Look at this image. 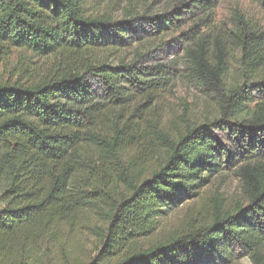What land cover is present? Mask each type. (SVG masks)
<instances>
[{
    "label": "trees",
    "instance_id": "16d2710c",
    "mask_svg": "<svg viewBox=\"0 0 264 264\" xmlns=\"http://www.w3.org/2000/svg\"><path fill=\"white\" fill-rule=\"evenodd\" d=\"M128 1L0 0V45L43 61L34 80L0 84V264H37L40 246L93 218L102 229L89 264H264V22L235 11L229 29L217 27L216 0L114 17ZM250 1L264 19V0ZM171 26L184 29L187 73L213 95L216 116L174 134L144 178L113 174L115 162L150 146L129 118L143 120L142 108L149 116L171 79L165 66L110 64L117 53H107H129L137 33L157 39ZM230 44L235 70L222 57ZM131 106L133 115L121 114ZM227 175L239 185L233 207L207 193ZM115 184L124 193L112 205ZM189 202L198 204L175 228L162 227Z\"/></svg>",
    "mask_w": 264,
    "mask_h": 264
},
{
    "label": "rangeland",
    "instance_id": "374dc122",
    "mask_svg": "<svg viewBox=\"0 0 264 264\" xmlns=\"http://www.w3.org/2000/svg\"><path fill=\"white\" fill-rule=\"evenodd\" d=\"M169 1L129 0L122 3V7L113 14L114 17L123 20L125 17H123V13H129L131 8V16L151 17L155 14H161ZM235 11L257 24H263L264 22L258 6L250 0H216L213 9L214 25L229 29L232 14ZM141 25L144 30H148L146 24L141 23ZM169 30L164 31L165 35L157 39H153L152 36L147 37L144 33L141 35L137 33L139 36L134 38L129 53H107V55L117 53L108 57L110 64H117L121 60L127 64L132 63L131 60H134L137 68L165 66L170 69L169 76L171 79L167 87L162 90L158 102L153 103L151 109L154 111L149 116H146L147 114L143 112L144 109L142 108L141 111L145 116L143 120H136L134 116L129 118L131 127L137 126L138 133H145L147 144H150V146L144 153L142 152L143 154H135L115 162L112 170L113 174L116 172L114 169H117L122 177L135 175L144 178L160 164L164 147L167 142L174 141V134L183 132L187 127L193 125L205 124L216 116L213 95L189 78L187 73L184 62V52L187 44L183 38L178 39V35L184 29L179 30L171 26ZM142 38L145 41L137 42L138 39ZM134 46H139L136 53L133 52ZM133 54H136V57L133 58ZM222 57L226 67L235 70L239 55L233 44L223 48ZM42 64L41 59L32 57L24 50L8 49L0 45V84L32 81L37 77V66H42ZM92 86L96 94L100 95L101 91L95 81H92ZM134 108V106L127 109L123 108L121 114L133 115ZM137 116H139V113H137ZM150 124L154 125L155 129L148 128ZM157 134H161L164 139L158 140ZM134 136L137 137L138 134ZM207 190L209 194L217 193L226 207H233L237 202H240L239 185L231 175L217 176L214 184ZM108 192L111 197L110 203L114 205L121 200L124 190L122 186L115 184ZM197 204V202H189L180 207L162 222V227L165 229L175 228L185 212L195 208ZM99 219L93 218L88 222V227L79 228L78 233L66 235V231H64L63 236L66 235V239L64 238L61 243L55 246H40L38 254L41 255V258L37 261V264L91 263L99 250V239L96 235L98 229H102ZM228 264L252 263L248 258H242Z\"/></svg>",
    "mask_w": 264,
    "mask_h": 264
}]
</instances>
